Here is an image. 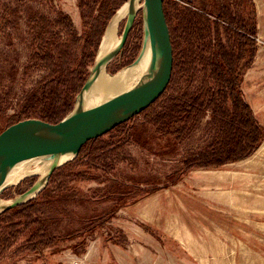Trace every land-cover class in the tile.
Segmentation results:
<instances>
[{"label":"rangeland","instance_id":"obj_1","mask_svg":"<svg viewBox=\"0 0 264 264\" xmlns=\"http://www.w3.org/2000/svg\"><path fill=\"white\" fill-rule=\"evenodd\" d=\"M124 1L0 0V132L26 118L49 122L46 115L53 110L55 83L46 78L48 65L39 53L43 49L53 55L55 46L63 44L71 60L77 56L69 70L79 67L81 57L96 56L110 17ZM175 1L199 7V0ZM228 6L235 19L254 24L256 29V53L243 73L241 88L264 126V0H228ZM59 12L71 18L72 33L55 25ZM166 15L175 66L163 94L128 121L85 143L78 154L51 172V189L73 188L76 192L65 203L48 199L53 218L43 205L37 214L48 220L50 236L73 233V238L58 239L30 252L31 221L26 219L27 224L21 217L14 225L0 223V264H264V137L243 159L186 170L184 163L192 158V151L208 145L215 135L210 111L204 110L200 123L171 145L162 134L163 127L152 122L168 111L169 100L195 93L203 78L202 66L194 57L197 42L193 43L194 54H189L185 34L179 30L181 9L168 4ZM124 22L125 18L119 23L118 35ZM94 32L98 33L93 36ZM145 41L140 0L126 40L106 71L114 74L134 63ZM187 55L192 59L190 65ZM65 81L61 88L67 86ZM84 82L65 116L73 110ZM36 179L35 175L24 177L6 187L0 197L24 195ZM109 205L116 211L104 224L82 231L85 217Z\"/></svg>","mask_w":264,"mask_h":264},{"label":"trees","instance_id":"obj_2","mask_svg":"<svg viewBox=\"0 0 264 264\" xmlns=\"http://www.w3.org/2000/svg\"><path fill=\"white\" fill-rule=\"evenodd\" d=\"M186 2L192 3L190 0ZM198 2L199 7L194 8L175 0H164L165 15L168 4L181 9L183 16L181 15L179 30L185 34L189 54L190 52L194 54L193 43L197 42L198 51L194 57H197L202 66L203 78L195 93L186 95L182 100H169L166 104L168 111L152 120L154 124L163 127L162 134L171 145L180 142L200 123L204 110L210 111L211 120L216 127L215 135L208 145L192 151V158L184 163L186 170L194 167H218L226 162L243 159L258 148L264 137V126L254 116L241 88L243 73L256 53L255 26L243 19H235L230 14L228 0ZM58 15L60 19L55 21V25L63 27L68 34L72 33L74 26L69 15L63 12H59ZM94 33L93 36L98 32ZM170 35L173 46L171 31ZM64 46L63 44L55 46L53 55L52 51L43 49L39 53V58L48 65L46 78L55 83L51 92L53 110L46 115L50 117L49 122H58L70 111L74 95L80 83L82 84L88 77L87 66L92 63L94 57V54H89L87 59H84L85 56L83 59L81 57L76 65L79 67L69 70L70 62L74 61L76 55H72L74 58L71 60L70 51ZM174 49L173 47V52ZM185 59H188L186 62L188 65L192 64L190 55ZM63 75L68 82L63 79ZM63 81L67 86L61 88ZM52 174L36 197L0 213V223L14 225V221L21 217L32 222L33 235L27 243L30 252H38L41 248L53 244L55 240L72 239L74 236L73 233L58 238L50 236L46 232L48 220L37 214L42 205L47 207L48 199L59 198L65 203L76 192L73 188L51 189L49 184ZM110 187L111 185L108 186V195L112 193ZM125 197L123 196L121 200ZM47 210L48 216L53 218V209L47 207ZM115 211L114 205L101 210L95 209L83 219L82 231L101 226Z\"/></svg>","mask_w":264,"mask_h":264},{"label":"water","instance_id":"obj_3","mask_svg":"<svg viewBox=\"0 0 264 264\" xmlns=\"http://www.w3.org/2000/svg\"><path fill=\"white\" fill-rule=\"evenodd\" d=\"M143 5L146 35L152 46L146 84L110 104L76 114H71V111L58 122L26 118L7 126L0 132V181L9 168L36 146L44 143L64 144L66 146L62 149L63 152L76 155L85 143L128 121L163 94L170 82L173 68V46L164 0H143ZM132 21L133 19L131 23ZM130 26L131 24L124 27L121 33L120 48L126 40ZM105 33L106 27L102 37ZM100 62L96 55L81 91L93 83ZM52 170L49 171L44 185L35 194L45 187ZM35 194L25 200H15L0 212L31 199Z\"/></svg>","mask_w":264,"mask_h":264},{"label":"bare ground","instance_id":"obj_4","mask_svg":"<svg viewBox=\"0 0 264 264\" xmlns=\"http://www.w3.org/2000/svg\"><path fill=\"white\" fill-rule=\"evenodd\" d=\"M139 1H124L110 17L106 25V33L101 38L96 53L101 61L96 70V77L88 88L77 95L71 114L110 104L146 84L147 71L152 58V46L148 35H146L145 45H143V49L134 63L114 74H109L106 71L107 63L120 49L121 34H117L119 23L125 18L124 27L127 28L131 24V20L139 7ZM64 146L66 145L56 143L40 144L6 171L0 181V195L6 187L17 184L24 177L35 175L37 179L24 195L7 200L0 197V211L15 200H25L32 196L44 185L50 170L74 156L71 152H63Z\"/></svg>","mask_w":264,"mask_h":264},{"label":"crops","instance_id":"obj_5","mask_svg":"<svg viewBox=\"0 0 264 264\" xmlns=\"http://www.w3.org/2000/svg\"><path fill=\"white\" fill-rule=\"evenodd\" d=\"M175 239V238H174ZM178 240V238H176Z\"/></svg>","mask_w":264,"mask_h":264}]
</instances>
